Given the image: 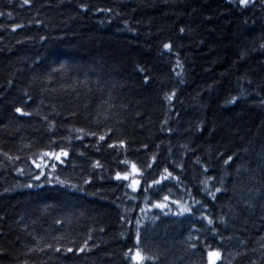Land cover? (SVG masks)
<instances>
[{
  "label": "trees",
  "instance_id": "trees-1",
  "mask_svg": "<svg viewBox=\"0 0 264 264\" xmlns=\"http://www.w3.org/2000/svg\"><path fill=\"white\" fill-rule=\"evenodd\" d=\"M210 251L264 264V0H0V264Z\"/></svg>",
  "mask_w": 264,
  "mask_h": 264
},
{
  "label": "snow or ice",
  "instance_id": "snow-or-ice-1",
  "mask_svg": "<svg viewBox=\"0 0 264 264\" xmlns=\"http://www.w3.org/2000/svg\"><path fill=\"white\" fill-rule=\"evenodd\" d=\"M248 2H249V0H240V3H241V4H247ZM25 3H27V0H25ZM164 48H166V49H167V48H170V45H169V44H165V45H164ZM145 79H147V77H146ZM169 98H170V97H169ZM16 112L21 113V112H22V109H21V108H16ZM101 139H104V137H101ZM121 143H123V142H121ZM61 155L66 156L67 153H66V152H62ZM59 158H60V156L57 155V156H56V159H59ZM228 159L231 160L232 157H229ZM227 162H228V161H225V163H227ZM36 166H37L38 168L40 167L39 164H37ZM133 168H135V166H133ZM165 171H167V170H165ZM169 175H170V174H169ZM116 178H117V179H121V175H120V173H117V174H116ZM122 178L125 179V180H127V179H128V175L125 174ZM37 179H38V177H37ZM138 183H139L138 181H133L132 185H130V186L133 187V188L135 189ZM153 183H158V181H154ZM216 191L218 192V191H220V189L218 188V189H216ZM211 194H212V193H210V195H211ZM165 199H167V197H165ZM157 207L163 208V207H165V205H164V204H158ZM182 211H190V209L184 208V209H182ZM208 222H209V223H212L211 220H209ZM69 251H71V249H69ZM208 255H209V264H215V261H216L217 259H219V257H220V253H219V252H215V251H210V252L208 253ZM135 259H137V260H141V259H143V257L140 255L139 252H137Z\"/></svg>",
  "mask_w": 264,
  "mask_h": 264
},
{
  "label": "rangeland",
  "instance_id": "rangeland-1",
  "mask_svg": "<svg viewBox=\"0 0 264 264\" xmlns=\"http://www.w3.org/2000/svg\"><path fill=\"white\" fill-rule=\"evenodd\" d=\"M56 156H57V155L52 156V157H53V158H54V157L56 158ZM59 156L61 157V154H59ZM49 157H50V156L43 158V159L40 161L39 165H40V164H43V166H44L45 164H47V163L49 162ZM162 204H164L165 207L168 206L167 203H162ZM165 207H163V208H165ZM136 254H137V253H136Z\"/></svg>",
  "mask_w": 264,
  "mask_h": 264
}]
</instances>
